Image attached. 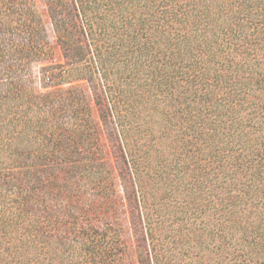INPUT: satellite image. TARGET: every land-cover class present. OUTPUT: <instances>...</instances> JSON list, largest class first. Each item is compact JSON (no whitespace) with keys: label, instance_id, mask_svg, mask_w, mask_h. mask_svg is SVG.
I'll list each match as a JSON object with an SVG mask.
<instances>
[{"label":"trees","instance_id":"1","mask_svg":"<svg viewBox=\"0 0 264 264\" xmlns=\"http://www.w3.org/2000/svg\"><path fill=\"white\" fill-rule=\"evenodd\" d=\"M47 2L76 82L37 92L24 76L53 56L44 20L34 0H0V264H49L64 234L74 264H123L120 222L98 213L118 208L115 166L83 81L105 124L113 101L129 130L122 183L148 234L142 264H264V0H75L82 51ZM164 101L165 122L151 110ZM122 114L158 139L138 146Z\"/></svg>","mask_w":264,"mask_h":264},{"label":"rangeland","instance_id":"2","mask_svg":"<svg viewBox=\"0 0 264 264\" xmlns=\"http://www.w3.org/2000/svg\"><path fill=\"white\" fill-rule=\"evenodd\" d=\"M68 0H60L59 9L61 15L64 19V23H66V27L68 28V34L64 35L63 38L71 42L75 45V49L78 51H82L83 47H85L86 41H89V35H87L86 32V26L84 25V21L81 18V15H79V18H77L78 14L75 13L76 10L72 9V7L75 5V0H69V3L67 5L62 6L63 2H66ZM35 2V9L37 10L38 15L44 20V29L42 27L40 28L41 31H39L40 36H45V40L48 44H51L53 48V56L49 59L41 60V61H35L31 65H29V70L26 76L28 79V83L30 84V88L36 90L37 92H42L46 90H51L54 88L56 84L59 82H65V84H62L63 87H66L72 83H75L76 81H73L71 83H66V80H70L71 78H68V76H71V72H63L62 70L65 68L66 63V57L63 52L62 44L60 43L59 36L57 34V29L55 27V22L53 21L52 13L49 9L50 4L47 2V0H34ZM75 15V19L72 20V16ZM77 20V23L79 26L82 27V32L79 31V29L76 27L75 22ZM85 29V32H84ZM88 36V37H87ZM91 49L92 46H90ZM153 49V48H152ZM154 50V49H153ZM82 55V53H81ZM160 71V70H159ZM75 74L77 72L75 71ZM25 78V79H26ZM66 79V80H65ZM84 88L86 90V93L90 99V103L93 107L94 115L96 117V120L98 121L99 130L102 135V140L104 141V152L105 154L111 159L115 166V170L113 171L112 177L115 182V189L116 194L118 198V208L117 210H114L111 208V205L109 204H103V207H101L98 211L99 214H103L106 212V220L107 222L116 221L118 218V221L120 222V228H121V242H125V247L127 248L126 256L121 258L123 264H142L141 261L142 258L139 255V252L141 250L140 245H144L148 243L147 239V232L144 227V224H137L135 223V219L133 220V214L134 210H136V204L135 202L129 198L127 195V188L123 186V176H125L126 179H128V175L130 174V171L127 168V164L123 161L122 151L119 148L120 144L123 142L122 137L123 134H126L128 130V127H124V130L121 128V126L118 125L117 120V111L115 114V111L113 109L114 102H110V109L112 112L110 113V116L108 117L106 124L105 120L101 117L99 110L95 106V102L92 97L91 89L88 85L87 81H83ZM118 94L123 93L126 94L128 90L125 89V86L119 87L117 89ZM162 97H166L165 93L162 94ZM172 102L174 104L175 100L172 99ZM169 104H167V101L162 102L159 104L158 110L155 108L151 109L155 113V120L160 121L161 119H164V122L166 118L164 117V114L161 110V108L167 107ZM174 111V105L171 107ZM150 110V111H151ZM122 110L118 107V112H121ZM129 113V112H128ZM124 117L122 119H127L125 117L126 114H122ZM130 120L127 119L126 122H129V124H134L137 126V131L142 137L141 140L137 141L138 146L141 147V144L143 141H145L147 144L154 143L158 138L150 136V133L154 131V133L158 134V132L150 127L149 123L145 120H142L141 117L135 116L133 114H129ZM157 118V119H156ZM72 121L77 122V120H82L81 116L76 120L71 117ZM174 120V119H173ZM172 120V121H173ZM116 126V131L112 132L114 128V124ZM118 125V126H117ZM129 126V125H128ZM130 130V134H132V130ZM158 128V126H156ZM176 130V129H173ZM137 135V134H135ZM132 137V140L134 138H137V136ZM143 140V141H142ZM168 141L172 144L176 143V139L169 137ZM38 142L35 143L37 145ZM99 151H96L95 154H98ZM149 157L153 159V164H156L157 162H160V157H158L155 152L150 153ZM176 162V161H175ZM112 164V163H111ZM99 214L95 216H100ZM117 214V215H116ZM117 216V218H116ZM105 220V219H104ZM94 221L98 222L99 218L95 219ZM101 222V221H100ZM99 226H102V224ZM72 236L69 234L63 235V247L60 248L57 239L53 238V242L51 243V256H50V263L49 264H74L78 261L82 260L81 255L79 256L80 252V245L74 248L69 247V243L72 242ZM119 240V239H118ZM140 248V249H139ZM92 264H102L100 261L94 260ZM108 264H116L113 261H111Z\"/></svg>","mask_w":264,"mask_h":264}]
</instances>
